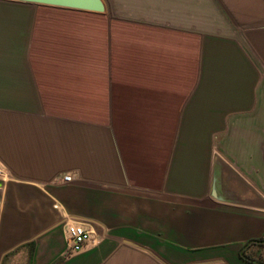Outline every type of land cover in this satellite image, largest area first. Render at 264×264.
Returning <instances> with one entry per match:
<instances>
[{"label":"crops","instance_id":"crops-1","mask_svg":"<svg viewBox=\"0 0 264 264\" xmlns=\"http://www.w3.org/2000/svg\"><path fill=\"white\" fill-rule=\"evenodd\" d=\"M102 1L0 0V264H264V0Z\"/></svg>","mask_w":264,"mask_h":264},{"label":"water","instance_id":"water-1","mask_svg":"<svg viewBox=\"0 0 264 264\" xmlns=\"http://www.w3.org/2000/svg\"><path fill=\"white\" fill-rule=\"evenodd\" d=\"M20 2H28L42 5H50V6H60L66 8H72L77 10H86L93 12H102L105 8L102 0H13ZM226 170L229 173V176L232 180H236L240 182L241 187L250 194L246 200L242 201V204L250 205V207L264 209V200L257 194L254 190H252L245 182H243L239 176L227 166H225ZM219 177V173L216 171L214 173V184L217 185V179ZM215 191V188L213 189Z\"/></svg>","mask_w":264,"mask_h":264},{"label":"built area","instance_id":"built-area-1","mask_svg":"<svg viewBox=\"0 0 264 264\" xmlns=\"http://www.w3.org/2000/svg\"><path fill=\"white\" fill-rule=\"evenodd\" d=\"M1 171V169H0ZM71 180L70 174L63 176V181ZM66 234L68 239L67 255L81 251L87 244L90 236V231L82 223H68L66 225Z\"/></svg>","mask_w":264,"mask_h":264},{"label":"rangeland","instance_id":"rangeland-1","mask_svg":"<svg viewBox=\"0 0 264 264\" xmlns=\"http://www.w3.org/2000/svg\"><path fill=\"white\" fill-rule=\"evenodd\" d=\"M1 169V167H0ZM8 178L7 173H5L2 169L0 171V181L4 182Z\"/></svg>","mask_w":264,"mask_h":264},{"label":"trees","instance_id":"trees-1","mask_svg":"<svg viewBox=\"0 0 264 264\" xmlns=\"http://www.w3.org/2000/svg\"><path fill=\"white\" fill-rule=\"evenodd\" d=\"M242 255H244V253L242 252ZM245 256V255H244Z\"/></svg>","mask_w":264,"mask_h":264}]
</instances>
